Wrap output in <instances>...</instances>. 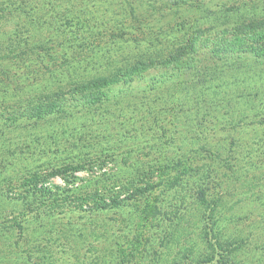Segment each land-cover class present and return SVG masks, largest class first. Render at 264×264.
I'll use <instances>...</instances> for the list:
<instances>
[{"label":"rangeland","instance_id":"rangeland-1","mask_svg":"<svg viewBox=\"0 0 264 264\" xmlns=\"http://www.w3.org/2000/svg\"><path fill=\"white\" fill-rule=\"evenodd\" d=\"M261 22L264 0H0V264H264Z\"/></svg>","mask_w":264,"mask_h":264},{"label":"trees","instance_id":"trees-1","mask_svg":"<svg viewBox=\"0 0 264 264\" xmlns=\"http://www.w3.org/2000/svg\"><path fill=\"white\" fill-rule=\"evenodd\" d=\"M9 7V6H8ZM244 28L250 33L248 35H257L261 39L264 38V22H261L259 24H249L244 26ZM188 47H195V42L190 41L186 45L182 46L181 48L176 50L175 54H172L171 58L168 60H165L162 62L163 65H168L169 66H174L175 69L177 70H182V69H187V67L182 66L181 61L183 60V57L187 54ZM145 64H140V66H143ZM140 66L135 65L132 68H130L127 72V76L129 79L133 77L134 75H137L140 71ZM128 78H124V81L127 82L129 80ZM123 81L119 77L107 79V78H100L96 80H92L86 83H82L74 88H72L69 91V95L66 96L65 94L62 93H57L56 94V101H54L51 104H43L32 107L33 109L28 112V114L25 116L28 119H43L47 116H51L54 114H61L66 112L69 108H74L78 106H94L97 104H101L106 98H107V90L112 87L113 85H116L117 83ZM39 101V100H38ZM11 121H17L16 118H11ZM67 172L66 169H58V170H53L52 176H63ZM106 176L110 177L107 178V180L113 179L112 176H109L107 174ZM139 190H134V192H131L128 194L126 197L127 199H133L137 197L138 195L147 193L150 190V186H146L145 188H138ZM145 189V190H144ZM201 201L204 204H208L206 201V197L203 196L201 198ZM122 199H120L119 195L113 196L111 203L109 204H102V208H107L110 206H116L119 207L120 204H122Z\"/></svg>","mask_w":264,"mask_h":264}]
</instances>
